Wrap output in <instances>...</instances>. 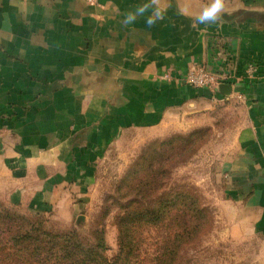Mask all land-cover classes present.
I'll return each instance as SVG.
<instances>
[{"label": "crops", "instance_id": "1", "mask_svg": "<svg viewBox=\"0 0 264 264\" xmlns=\"http://www.w3.org/2000/svg\"><path fill=\"white\" fill-rule=\"evenodd\" d=\"M197 64L228 77L190 86ZM211 97L245 114L228 199L264 231V0H0V188L14 204L66 200L122 132Z\"/></svg>", "mask_w": 264, "mask_h": 264}, {"label": "rangeland", "instance_id": "2", "mask_svg": "<svg viewBox=\"0 0 264 264\" xmlns=\"http://www.w3.org/2000/svg\"><path fill=\"white\" fill-rule=\"evenodd\" d=\"M244 118L239 103L211 97L160 125L126 130L95 158L85 183H71L66 200L14 204L0 188V264H29L38 237L50 243L45 235L71 232L88 248L103 240L113 262L119 217L130 208L135 252L124 264H155L162 252L164 264H264V231L228 199V161ZM143 206L154 221H141Z\"/></svg>", "mask_w": 264, "mask_h": 264}, {"label": "trees", "instance_id": "3", "mask_svg": "<svg viewBox=\"0 0 264 264\" xmlns=\"http://www.w3.org/2000/svg\"><path fill=\"white\" fill-rule=\"evenodd\" d=\"M190 203L192 204L193 202ZM183 204L191 208L188 202H184ZM194 209L196 210V208ZM148 210L149 208H145L143 206V214L141 221H145V222L154 221V218L153 216H151V213L148 216H146ZM133 220H134V211L131 208L127 209L125 213L119 217L120 235H121L120 253L113 262H110L101 253V251L105 249V245L102 243L103 240L100 243H98L96 247L88 248L79 239L76 233L71 232L62 236L45 235L47 238H50L49 240L50 243H48L47 239L43 240V238L38 237L36 243L39 244L38 245L39 247L34 249L35 251L33 255L26 253V255H28L33 260V262L29 261V264H124L126 262L129 263L131 257H133V254L135 252V250H133V246L135 245L134 242L135 236L132 231ZM185 227H188L187 223ZM186 229L187 228H185L184 230ZM26 238L27 236L24 237V239ZM23 249H25V247H23L22 250ZM165 255H166L165 252L160 253L159 259L155 264H164L166 258Z\"/></svg>", "mask_w": 264, "mask_h": 264}, {"label": "built area", "instance_id": "4", "mask_svg": "<svg viewBox=\"0 0 264 264\" xmlns=\"http://www.w3.org/2000/svg\"><path fill=\"white\" fill-rule=\"evenodd\" d=\"M99 0H87L89 4H98ZM255 68L250 66L247 70L248 75L252 76ZM227 79L225 75H215L202 65H195L186 74V83L196 88H208L215 92L221 84Z\"/></svg>", "mask_w": 264, "mask_h": 264}, {"label": "water", "instance_id": "5", "mask_svg": "<svg viewBox=\"0 0 264 264\" xmlns=\"http://www.w3.org/2000/svg\"><path fill=\"white\" fill-rule=\"evenodd\" d=\"M221 87H222V88H224V87H225V88H228V85H222Z\"/></svg>", "mask_w": 264, "mask_h": 264}]
</instances>
